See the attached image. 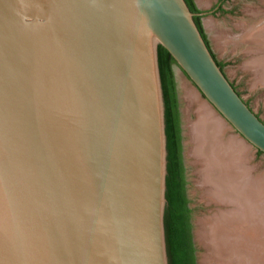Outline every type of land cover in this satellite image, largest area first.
<instances>
[{
	"label": "water",
	"instance_id": "1",
	"mask_svg": "<svg viewBox=\"0 0 264 264\" xmlns=\"http://www.w3.org/2000/svg\"><path fill=\"white\" fill-rule=\"evenodd\" d=\"M196 15L185 0H0V264H169L160 46L264 154Z\"/></svg>",
	"mask_w": 264,
	"mask_h": 264
},
{
	"label": "bare ground",
	"instance_id": "2",
	"mask_svg": "<svg viewBox=\"0 0 264 264\" xmlns=\"http://www.w3.org/2000/svg\"><path fill=\"white\" fill-rule=\"evenodd\" d=\"M255 37L263 38L257 44L264 50V29ZM262 62L253 60L252 67L258 68ZM184 97L195 115L188 128L191 155L200 165L199 187L208 204L221 207L203 220L200 237L211 248L217 264H264V172L254 177L247 146L234 135L227 138L228 129L221 122L226 120L205 98L222 119L187 87Z\"/></svg>",
	"mask_w": 264,
	"mask_h": 264
},
{
	"label": "rangeland",
	"instance_id": "3",
	"mask_svg": "<svg viewBox=\"0 0 264 264\" xmlns=\"http://www.w3.org/2000/svg\"><path fill=\"white\" fill-rule=\"evenodd\" d=\"M219 1L195 0L196 6L207 13L201 18V24L210 46L209 49L212 55L214 54L213 57H216V62L222 65L223 73L236 92L264 123V81H262L264 80L262 79L264 73L262 65H264V62L261 63V66H258L260 70L257 67V69L254 66L252 67L253 60L262 59L264 61V50L257 44L261 38L255 37L258 31L264 29V0H225L222 7L217 9ZM258 72L262 75H258ZM175 77L180 97L184 135V159L188 182L187 194L190 200V208L192 209L197 264H217L214 259V253L200 237V232L203 220L214 215L221 207L215 204H208L197 181L199 180L197 172L200 165L191 155L193 144L191 143L188 128L189 122L195 120V115L193 110L189 109V104L184 97V87L193 92L197 100L207 104L210 108L212 107L178 67H175ZM212 110L219 120L222 119L213 108ZM221 122H224L225 128L228 129L227 138L234 135L233 138H237L238 141L244 143L241 142L244 146H247L249 156L251 157L250 165L255 169L254 177L263 174L264 154H260L249 143L244 141L223 119Z\"/></svg>",
	"mask_w": 264,
	"mask_h": 264
},
{
	"label": "trees",
	"instance_id": "4",
	"mask_svg": "<svg viewBox=\"0 0 264 264\" xmlns=\"http://www.w3.org/2000/svg\"><path fill=\"white\" fill-rule=\"evenodd\" d=\"M185 1L190 10L197 13L193 0ZM194 19L204 38L199 22L200 17H194ZM217 64L223 70L218 62ZM159 66L166 106L168 205L165 212V230L169 264H197V248L193 235L192 209L187 194L186 169L182 158L180 112L173 72V67L178 65L171 54L161 46L159 47ZM258 152L263 154L261 151Z\"/></svg>",
	"mask_w": 264,
	"mask_h": 264
},
{
	"label": "flooded vegetation",
	"instance_id": "5",
	"mask_svg": "<svg viewBox=\"0 0 264 264\" xmlns=\"http://www.w3.org/2000/svg\"><path fill=\"white\" fill-rule=\"evenodd\" d=\"M193 2H194V4H195V0H193ZM223 2H225V0H220L219 1V3H218V5H217V9H219V8H221L222 7V5H223ZM196 5V4H195ZM196 8H197V13H195V14H197L195 17H200V20H199V22H200V27H201V29H202V32H203V35H204V38H205V40H206V42H207V45L209 46V43H208V41H207V38H206V36H205V33H204V30H203V27H202V24H201V18L203 17V15H200V14H202V13H204V11H202L200 8H198L197 6H196ZM209 48H210V46H209ZM214 55V54H213ZM216 58V57H215ZM222 66V65H221ZM175 67H177V66H174L173 67V72H174V77H175ZM175 82H176V77H175ZM176 91H177V99H178V104H179V112H180V129H181V147H182V158H183V164H184V167H185V169H186V166H185V159H184V135H183V126H182V119H181V111H180V97H179V90H178V86H177V83H176ZM185 175H186V180H187V171L185 170ZM188 183V182H187ZM187 191H188V185H187ZM192 224H193V221H192Z\"/></svg>",
	"mask_w": 264,
	"mask_h": 264
}]
</instances>
